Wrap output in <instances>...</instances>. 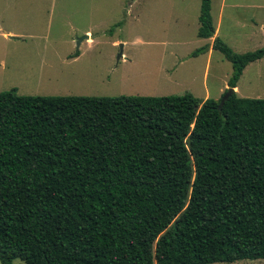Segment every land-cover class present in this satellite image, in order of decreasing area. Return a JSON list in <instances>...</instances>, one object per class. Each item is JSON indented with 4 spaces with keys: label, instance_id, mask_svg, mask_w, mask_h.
Returning a JSON list of instances; mask_svg holds the SVG:
<instances>
[{
    "label": "trees",
    "instance_id": "1",
    "mask_svg": "<svg viewBox=\"0 0 264 264\" xmlns=\"http://www.w3.org/2000/svg\"><path fill=\"white\" fill-rule=\"evenodd\" d=\"M199 39L214 34L200 0ZM116 25H119L116 24ZM226 87L264 58L213 37ZM0 92V264L264 260V99Z\"/></svg>",
    "mask_w": 264,
    "mask_h": 264
},
{
    "label": "rangeland",
    "instance_id": "2",
    "mask_svg": "<svg viewBox=\"0 0 264 264\" xmlns=\"http://www.w3.org/2000/svg\"><path fill=\"white\" fill-rule=\"evenodd\" d=\"M199 6L200 0H0V92L83 97L189 93L199 102L217 100L231 65L213 50L191 57L212 41L196 36ZM209 14L215 37L234 53L264 47V0H209ZM243 70L235 95L264 99V58Z\"/></svg>",
    "mask_w": 264,
    "mask_h": 264
},
{
    "label": "water",
    "instance_id": "3",
    "mask_svg": "<svg viewBox=\"0 0 264 264\" xmlns=\"http://www.w3.org/2000/svg\"><path fill=\"white\" fill-rule=\"evenodd\" d=\"M76 45H78V43H76ZM121 47V46H120ZM121 57V51H119L118 55H117V59ZM233 94V89H229L227 88L224 92V94L221 96L220 100H219V104H218V111L220 110L222 104L227 100V98Z\"/></svg>",
    "mask_w": 264,
    "mask_h": 264
},
{
    "label": "crops",
    "instance_id": "4",
    "mask_svg": "<svg viewBox=\"0 0 264 264\" xmlns=\"http://www.w3.org/2000/svg\"><path fill=\"white\" fill-rule=\"evenodd\" d=\"M222 7H223V4H221V8H222ZM215 35H216V28H214V35H213V37H215ZM210 40H212V38H210ZM209 51H210V49H209ZM243 71H244V70H243ZM241 74H242V73H241ZM240 77H241V75H240ZM240 77H239V78H240ZM223 88L225 89V88H226V85H224ZM224 89H223V90H224ZM237 91H238V90H237V85H236L235 88H233V92L236 94Z\"/></svg>",
    "mask_w": 264,
    "mask_h": 264
}]
</instances>
